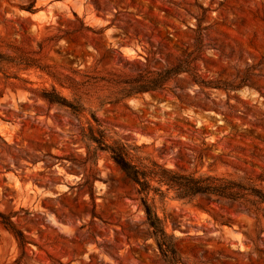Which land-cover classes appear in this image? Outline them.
<instances>
[{
	"label": "rangeland",
	"instance_id": "obj_1",
	"mask_svg": "<svg viewBox=\"0 0 264 264\" xmlns=\"http://www.w3.org/2000/svg\"><path fill=\"white\" fill-rule=\"evenodd\" d=\"M179 64L163 88L100 105ZM67 75L89 81L81 117L43 95L71 98ZM90 109L110 144L264 190V0H0V212L29 241L0 216V264H168L138 186L83 140ZM163 189L149 198L179 264H264V203Z\"/></svg>",
	"mask_w": 264,
	"mask_h": 264
},
{
	"label": "trees",
	"instance_id": "obj_2",
	"mask_svg": "<svg viewBox=\"0 0 264 264\" xmlns=\"http://www.w3.org/2000/svg\"><path fill=\"white\" fill-rule=\"evenodd\" d=\"M183 71L189 72L191 69L184 64L167 67L160 71L144 68V71L138 76L121 81L124 87L116 92L117 97L109 96L103 98L100 101V105L119 103L123 99L138 93L161 89L171 78ZM196 81L201 82L198 78H196ZM59 82L62 86L69 87L73 96L68 98L54 88L51 91L43 92L44 97L50 103L66 107L76 116L81 117L87 111L88 102L86 97H84L86 93L81 88L88 85L89 81H81L76 77L67 75L65 79H59ZM90 112L97 122V126L91 123L88 128L82 126L81 134L83 140L96 142L98 145L94 148L95 152L98 149L109 151L111 158L138 186V191L142 195L141 203L152 237L155 239L160 253L165 257L168 264H179L181 261L177 242L178 237L167 233L165 223L157 213L155 204L150 202L149 195L152 191L163 197L165 195L163 187L165 186L167 190H173L175 196L180 199H194L202 195L221 197L231 201H238L242 204H251L252 206L264 203V190L256 187L250 181L246 183L237 182L230 177L198 174L197 172H189L184 168H168L150 157L133 154L129 144L123 142L108 143L106 131L102 128L100 119L96 116L94 110L90 109ZM136 148H139V146H136ZM0 216L4 218L2 222L14 232L20 248L26 247L29 241L26 239L25 234L16 227V224L10 218L1 212Z\"/></svg>",
	"mask_w": 264,
	"mask_h": 264
},
{
	"label": "water",
	"instance_id": "obj_3",
	"mask_svg": "<svg viewBox=\"0 0 264 264\" xmlns=\"http://www.w3.org/2000/svg\"><path fill=\"white\" fill-rule=\"evenodd\" d=\"M122 16H124V17H126V15L125 14H123ZM215 105H219V106H225V104H221V103H219V102H216L215 100H211ZM236 207V209H239V207L238 206H235Z\"/></svg>",
	"mask_w": 264,
	"mask_h": 264
},
{
	"label": "bare ground",
	"instance_id": "obj_4",
	"mask_svg": "<svg viewBox=\"0 0 264 264\" xmlns=\"http://www.w3.org/2000/svg\"><path fill=\"white\" fill-rule=\"evenodd\" d=\"M36 15V14H35Z\"/></svg>",
	"mask_w": 264,
	"mask_h": 264
}]
</instances>
